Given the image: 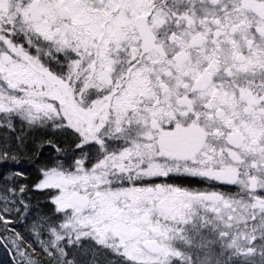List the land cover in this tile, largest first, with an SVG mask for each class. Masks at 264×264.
<instances>
[{"label": "snow or ice", "instance_id": "1", "mask_svg": "<svg viewBox=\"0 0 264 264\" xmlns=\"http://www.w3.org/2000/svg\"><path fill=\"white\" fill-rule=\"evenodd\" d=\"M0 264H264V0H0Z\"/></svg>", "mask_w": 264, "mask_h": 264}, {"label": "trees", "instance_id": "2", "mask_svg": "<svg viewBox=\"0 0 264 264\" xmlns=\"http://www.w3.org/2000/svg\"><path fill=\"white\" fill-rule=\"evenodd\" d=\"M0 258H3V254L2 253H0Z\"/></svg>", "mask_w": 264, "mask_h": 264}]
</instances>
